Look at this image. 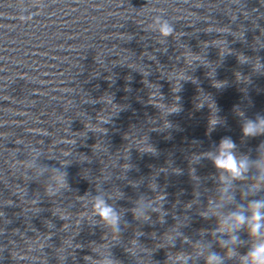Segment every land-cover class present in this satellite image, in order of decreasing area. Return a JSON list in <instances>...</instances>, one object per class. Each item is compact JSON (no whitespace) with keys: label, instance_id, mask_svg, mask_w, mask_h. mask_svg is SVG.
<instances>
[{"label":"clouds","instance_id":"1","mask_svg":"<svg viewBox=\"0 0 264 264\" xmlns=\"http://www.w3.org/2000/svg\"><path fill=\"white\" fill-rule=\"evenodd\" d=\"M32 5L38 6L42 0H31ZM153 30L158 32L161 38H166L173 33L171 23L158 17L154 21ZM208 98L204 97L203 101ZM202 101V103H203ZM202 106V104H201ZM213 109L210 118V131L220 124V119L215 115L217 109ZM163 107V106H162ZM166 112L178 113V107L165 109ZM242 115V114H241ZM244 138H255L264 135V114L257 113L255 118H243L241 125ZM237 144L231 137H223L219 144L211 151L197 156L195 159H208L217 170L216 195L208 199L207 206L199 213L203 218H215L216 227L211 231H201L200 239L192 241L179 231V227L173 228L164 237L162 246L174 248L177 239L188 243L191 251H179L169 254L168 264H264V196L256 197L264 192V142L258 148V155L253 159L249 154L238 153ZM29 158L24 160L23 171L26 174L32 172V177L39 178L47 174L46 192L54 196L68 187L67 172L62 168L49 167L38 163L41 150L34 146H27ZM61 165L67 161L62 160ZM251 173V175H250ZM237 182H240V197L237 199ZM154 190L156 186H151ZM88 199L89 217L91 223H99L111 234L118 237L122 231V224L127 225L124 213L108 202L105 193L98 189V194ZM111 199V197H109ZM162 213L161 200H155L141 196L132 209L134 218L141 221L151 219L150 212ZM99 219L96 220L95 218ZM247 233V240L242 239L241 233ZM211 239H205L206 236ZM221 249L217 251L216 248ZM247 247L245 253L239 251L240 248ZM100 259L92 261V264H117L111 257L107 248L96 249Z\"/></svg>","mask_w":264,"mask_h":264},{"label":"water","instance_id":"2","mask_svg":"<svg viewBox=\"0 0 264 264\" xmlns=\"http://www.w3.org/2000/svg\"><path fill=\"white\" fill-rule=\"evenodd\" d=\"M247 233L244 235L243 239L247 240ZM239 251L243 254L247 251V247H242L239 249ZM229 264H231V262H229Z\"/></svg>","mask_w":264,"mask_h":264}]
</instances>
